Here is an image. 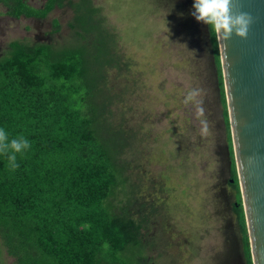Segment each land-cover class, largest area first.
<instances>
[{
	"label": "trees",
	"instance_id": "1",
	"mask_svg": "<svg viewBox=\"0 0 264 264\" xmlns=\"http://www.w3.org/2000/svg\"><path fill=\"white\" fill-rule=\"evenodd\" d=\"M0 5L10 18L37 21L69 5L76 38L65 47L14 41L0 59V128L9 141L23 136L30 143L16 153L15 169L0 154V252L13 264H145L146 219L136 218L118 200L129 198L124 155L131 135L112 119L107 70L118 63L116 35L92 0H45L41 7L0 0ZM54 25L58 33L60 25ZM212 44L233 160L213 34ZM233 169L237 178L234 162ZM236 212L243 214L241 208ZM245 242L252 264L247 237Z\"/></svg>",
	"mask_w": 264,
	"mask_h": 264
},
{
	"label": "rangeland",
	"instance_id": "2",
	"mask_svg": "<svg viewBox=\"0 0 264 264\" xmlns=\"http://www.w3.org/2000/svg\"><path fill=\"white\" fill-rule=\"evenodd\" d=\"M92 2L116 35L118 63L107 70L112 119L131 135L124 155L129 198L118 200L146 219L145 264H244L218 69L208 26L191 15L194 0ZM4 13L0 5V59L14 41L59 47L76 41L69 5L44 21ZM192 88L201 92L205 135L195 108L183 103ZM13 263L2 250L0 264Z\"/></svg>",
	"mask_w": 264,
	"mask_h": 264
},
{
	"label": "water",
	"instance_id": "3",
	"mask_svg": "<svg viewBox=\"0 0 264 264\" xmlns=\"http://www.w3.org/2000/svg\"><path fill=\"white\" fill-rule=\"evenodd\" d=\"M240 11L253 17L248 37L219 53L253 264H264V0H233Z\"/></svg>",
	"mask_w": 264,
	"mask_h": 264
},
{
	"label": "clouds",
	"instance_id": "4",
	"mask_svg": "<svg viewBox=\"0 0 264 264\" xmlns=\"http://www.w3.org/2000/svg\"><path fill=\"white\" fill-rule=\"evenodd\" d=\"M191 15L198 21L210 26L215 36L219 51L226 53V41L236 36L247 39L253 17L247 12H233V0H194ZM199 89H190L184 99V105L191 104L195 108V114L200 119L202 135L209 130L208 122L201 119L204 116L202 101L199 99ZM30 147L29 141L23 136L9 141L7 132L0 128V154L7 156L9 166L13 169L19 167L16 163V153H22Z\"/></svg>",
	"mask_w": 264,
	"mask_h": 264
},
{
	"label": "flooded vegetation",
	"instance_id": "5",
	"mask_svg": "<svg viewBox=\"0 0 264 264\" xmlns=\"http://www.w3.org/2000/svg\"><path fill=\"white\" fill-rule=\"evenodd\" d=\"M208 26V25H207ZM208 32L209 35L211 37L212 40V33H211V28L210 26H208ZM228 149V154H229V158H230V167H229V171L231 173V179H230V183L231 186L235 189L233 192V197L235 198V202L234 205L232 207L234 213L237 216V220H238V224L240 226V238H241V244H242V252H243V257H244V264H249L248 261V255H247V246H246V237L248 238L249 241V249H250V255H251V263L253 264V259H252V254H251V246H250V238H249V232H248V228H247V222H246V215H245V211H244V207H243V201H242V195H241V190H240V186H239V181H238V171H237V165H236V161H235V157L233 155V160L231 158V154H230V149L229 146L227 147ZM233 162L235 163V172L237 175V178L233 177ZM242 210L243 214H239L236 212V210L240 209ZM241 215L244 217L245 222H246V232L244 231V229L241 227Z\"/></svg>",
	"mask_w": 264,
	"mask_h": 264
}]
</instances>
